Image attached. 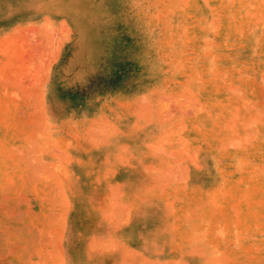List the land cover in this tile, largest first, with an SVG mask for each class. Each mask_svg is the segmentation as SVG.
<instances>
[{
	"label": "rangeland",
	"instance_id": "374dc122",
	"mask_svg": "<svg viewBox=\"0 0 264 264\" xmlns=\"http://www.w3.org/2000/svg\"><path fill=\"white\" fill-rule=\"evenodd\" d=\"M48 94H155L165 170L187 185L209 162L207 218L176 264H264V0H0V264L58 257Z\"/></svg>",
	"mask_w": 264,
	"mask_h": 264
},
{
	"label": "crops",
	"instance_id": "0c3cea01",
	"mask_svg": "<svg viewBox=\"0 0 264 264\" xmlns=\"http://www.w3.org/2000/svg\"><path fill=\"white\" fill-rule=\"evenodd\" d=\"M56 96L48 94V103L65 153L64 218L56 260L41 254L33 263L176 264L194 257L179 255L186 248L178 243L189 242L183 237L207 218L208 156L189 162L187 185L178 181L185 172L165 170L160 119L145 114L155 94ZM76 124L78 134L71 132ZM3 264H17L16 257Z\"/></svg>",
	"mask_w": 264,
	"mask_h": 264
},
{
	"label": "bare ground",
	"instance_id": "6f19581e",
	"mask_svg": "<svg viewBox=\"0 0 264 264\" xmlns=\"http://www.w3.org/2000/svg\"><path fill=\"white\" fill-rule=\"evenodd\" d=\"M237 106V105H236ZM253 106V105H252ZM200 110V109H199ZM258 112V111H257ZM262 113V112H261ZM260 114V113H259ZM234 115V114H233ZM248 119V118H247ZM257 119V118H256ZM255 120V119H254ZM258 120V119H257ZM184 127V126H183ZM230 128H232V127H230ZM232 134V133H231ZM243 140V139H242ZM245 141V140H244ZM232 142H235L234 140L232 141ZM184 143V142H183ZM185 145V144H184ZM222 146H223V144H222ZM183 149V148H182ZM183 152H184V150H182ZM196 156V155H195ZM191 158V157H190ZM196 158V157H195ZM177 165V164H176ZM170 167V166H169ZM176 167H174V169H175ZM177 169V168H176ZM170 170V169H169ZM180 170V169H179ZM177 171V170H176ZM173 172V171H172ZM172 172H170V175H172L173 176V174H171ZM181 172V171H180ZM167 173V172H166ZM181 173H183V172H181ZM164 174V172L162 173V175ZM174 174H176V173H174ZM162 175H160V176H162ZM166 175V174H165ZM176 175H178V173L176 174ZM180 175V174H179ZM163 177V176H162ZM174 177V176H173ZM169 178H171L170 176H169ZM181 178H183V177H181ZM186 178V177H185ZM168 179V178H167ZM180 179V178H179ZM174 180V179H173ZM175 180H177V179H175ZM174 180V181H175ZM180 181V180H179ZM184 181V180H183ZM184 184V183H183ZM223 255V254H222ZM221 255V256H222ZM223 258V257H222Z\"/></svg>",
	"mask_w": 264,
	"mask_h": 264
}]
</instances>
